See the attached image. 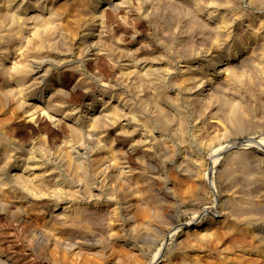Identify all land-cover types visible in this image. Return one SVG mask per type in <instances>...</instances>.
Returning a JSON list of instances; mask_svg holds the SVG:
<instances>
[{
	"label": "rangeland",
	"instance_id": "1",
	"mask_svg": "<svg viewBox=\"0 0 264 264\" xmlns=\"http://www.w3.org/2000/svg\"><path fill=\"white\" fill-rule=\"evenodd\" d=\"M99 1L47 0L46 2L43 0L44 3L46 2L43 4L44 8L38 10L36 7L37 11L32 0H24L23 4L21 2L24 10L21 8L20 16L24 17L25 21L23 22V19L18 20L19 23L17 21L19 27L16 26L18 28L16 33H14L15 28L12 31L15 35L8 31L2 32L3 34L0 33L5 41V43L3 42L5 45L0 44V193L2 192L0 194V264H83L85 261L84 264H193L192 255L205 256V253L208 254L206 258L210 257L208 259L210 263L203 258V264H215L214 257L216 254L210 251L193 254L183 244H180L188 231L205 228L212 218H218L221 215L223 218L230 216L231 209L234 207L233 204L238 200L246 205L261 206L258 207L260 211L257 210L261 215L258 213L257 218L259 219L256 218V220L257 223L259 222V226L264 227V215H262L264 209H262L263 205L260 202L261 199L263 200L262 194L264 193V0H101L99 6L102 9L98 12ZM0 4V7L3 6L2 3ZM53 5L60 9L63 7L61 11L64 12L63 15H60L61 17H58L57 28H54L55 30H58L59 27L63 29H59L60 31L58 30L57 33L52 30L55 36L53 37L52 32L49 39V41L53 40L54 45L53 42L47 41L48 37L45 36V32L49 30L47 29L48 26L41 30L40 36L44 33L45 35L40 38L37 37L39 34L36 35L35 30L36 24L41 21L40 18L45 24L47 23L46 20L50 21L51 15L48 14V8L49 10L52 8L59 9ZM1 8L3 9V7ZM77 8L81 9V18L84 22L77 37L73 40L71 39L72 36L68 35L69 33H65L64 18L67 16L66 14L71 12L66 13L67 10L70 9L74 12ZM40 12L44 18H48L46 17L48 15L50 18L43 19L39 15ZM37 14L39 18L36 22L34 19L35 16L38 17ZM34 22H36L35 25ZM22 24L28 26V29L23 28L19 39H15L18 37V31L23 27ZM89 29L91 31L93 29V39L98 33L104 32L103 34L109 35L113 45L115 44L119 48L122 47L127 50L135 48L133 50L135 51L141 46L145 45L146 47L148 44L147 46H151L149 47L151 50L147 48L148 51L153 49V53L159 54L158 57L163 54L161 59L166 60L163 64L165 74L161 75L162 77L163 75L166 76V78L161 79L162 86L159 91L155 90L147 77L141 78L142 73H138L140 77L134 76L130 84L120 87L129 100V107L132 108L136 104V108H129L128 110H133L136 114L146 113L147 116L143 113L139 116L143 115L142 117L151 119V126H156L153 127L155 129L151 131L153 132L151 134V132L145 131L140 123L137 134L132 129L129 133L135 137L127 136L134 140L136 138L139 140V146L141 145L137 153L129 157L128 164L133 171L131 173L133 175H130L133 178L136 175L135 180L122 169L117 172L118 162H115L117 160L114 157V145L111 144L113 143L112 140L115 139L112 136L119 130L117 127L122 125L120 124L121 121L124 118L126 121H132L129 111L124 108L121 109L123 112L118 113L119 125L116 124L118 119H115L116 117H114L115 123L113 117L107 118L105 122L102 120L103 126L99 122L100 115L107 106L117 105V92L120 90H118L117 84L116 86L114 84L115 69L106 65L107 63H104L105 61L100 60V58L91 60L94 54L93 47L86 43L83 38V34L90 33ZM7 32L8 34H6ZM8 35L12 37L9 36L8 38ZM35 37L39 40H36ZM43 37L45 41H43ZM52 37L54 39H51ZM56 37L60 38V41L63 37V42L57 41ZM3 39H0V43ZM54 40L57 42L55 43ZM41 41L44 44L49 42L51 48L50 45H44ZM28 43L30 45L27 46ZM39 43L41 46L43 45L42 48ZM60 43L68 44H65L66 46L62 44L64 47ZM19 44H22L20 50L17 46ZM15 45L16 47H13ZM34 45H37V48L40 46L39 50L33 47ZM31 46L35 50L28 48ZM68 46H70L69 50ZM63 47L65 48L64 52ZM6 48L8 49L7 54ZM9 49L13 50L9 51ZM141 49L143 52L144 49ZM238 51L242 52L236 61L218 67L219 61L233 57ZM9 52L11 56H8ZM34 53L36 54L34 55ZM37 54L40 56H36ZM24 67L29 68L30 73H33V76L41 82L35 85L29 83L19 87L17 83L20 79H15V82L14 78L19 73L21 75L24 73L22 72L26 70ZM217 69L220 70V73ZM142 72L145 73V71ZM209 74H213L211 75L213 78L212 85L205 84L203 87L202 83L209 78ZM189 76L192 82L189 81ZM25 79L23 78V82L29 80ZM146 79L150 87L146 86ZM171 80L174 84L171 83ZM181 81L183 83L189 82L184 86ZM132 83L133 85H131ZM220 84L225 85V88ZM186 85L188 86L186 87ZM193 85H196L197 88H194ZM199 85L203 87L202 90ZM216 86H218L217 90ZM220 86L223 90L222 88L220 90ZM60 87L68 93L64 97L60 95L55 97L54 101L52 92ZM132 88L134 90H131ZM152 88L154 89L152 90ZM226 88H228L227 91ZM137 92L142 95H137ZM157 92H160L159 94L162 96ZM135 97H138V100ZM162 97L170 98L167 101L174 102L173 104L178 109L175 110L173 105L165 99L163 101ZM146 100L149 102L147 103ZM144 102L148 105L156 104L159 108L163 104L164 106L159 110L157 106H147ZM48 103L49 105L55 103L58 107L55 110L62 111L57 112L59 114L53 110L50 113L43 111V109H47ZM59 107L61 108L59 109ZM34 109H36L35 113H38L36 117H34ZM125 112L127 115L129 113L130 118L127 115H124V118L121 117ZM151 112L155 117L152 114L150 116ZM240 116L248 120L250 118L249 123L246 119V124L245 119ZM183 118L188 120L186 125ZM182 119L185 126L181 122ZM231 120L239 127L238 130L237 127L233 126ZM154 121L155 123H153ZM75 123L77 126L82 125H80V135L83 133L82 137L80 136L81 141L71 135L72 127L70 125ZM122 123L125 124V122ZM158 124L162 125L163 128H160ZM132 125L136 126L137 124L133 123ZM68 126L70 127L68 128ZM240 127H243V130H240ZM198 128L200 130L196 135ZM144 131L151 135L150 139L153 137L155 140L162 136L164 142L166 140L171 147L176 146L171 148L172 151L170 150L171 153L169 154L172 155L167 153L165 155L164 150L163 152L160 151L163 146L161 148L158 145L150 146L142 140L143 136L140 133L147 137L150 136ZM89 133L94 134L96 138L101 136L103 144L105 143L103 161L105 158L104 162L106 165H110L111 169V171L109 169L110 172L108 171V177L105 178L106 182L104 179L101 181L100 178L93 176L92 164L95 165L97 162H93L97 156L93 155L96 151L95 145H90L86 139ZM139 135L142 142H140ZM156 135L158 136L156 137ZM143 147L151 149L148 151L151 154L150 157H146L144 160L153 158L150 161L147 159L149 162L146 161V165L145 161L142 164L137 159L139 155L143 154L145 149ZM75 157L79 159L75 160ZM241 157H247L248 159L245 161L250 162L244 161L245 163L236 164L233 158ZM81 159L83 164L82 161L80 162ZM67 161L72 164L70 163L69 166ZM195 161H198L197 166ZM74 162L77 163L73 167L82 164L80 167L83 168L77 171L79 166L71 167L75 164ZM231 163L232 166H230ZM39 164L43 167L36 166ZM148 164L151 167L148 168ZM116 165L117 167H115ZM27 166L28 170L25 169ZM177 167L186 173L177 171ZM185 167L193 169L194 172L192 170L190 172V169L185 171ZM86 171L89 175L85 173ZM229 171L236 174L231 175L232 173H228ZM15 172H21L20 174L24 175L22 178L24 177L30 183V187L21 185L22 182L19 181L9 190L10 184L8 186L2 183L6 176L13 177ZM77 172L81 173V178ZM74 173H77L79 180ZM84 173L94 181L92 182L87 176L84 177ZM177 173L179 174L178 177ZM142 174L149 176H143L145 177L144 183L149 181L152 190L156 189L155 195L162 202L161 206L156 208L159 211L156 212L153 209L155 213L152 210V220L156 224L151 222L153 224L150 225L153 226L150 228L149 225L144 226L145 224L139 219L140 217L138 218L140 212L153 208L150 206V199L147 200L140 190L141 187H138L140 180L137 179H140L138 176L141 177ZM185 175L187 176L185 177ZM191 176L193 177L191 178ZM44 177L52 181L48 183L47 187L39 185V181ZM87 179L92 184L88 183ZM89 184L93 187L88 188ZM140 185L142 186V184ZM260 188L263 192L259 191ZM257 191L261 194L259 195ZM89 192H93L92 195H96V198L90 196ZM255 193H258L260 200ZM2 196L4 197L1 198ZM243 196L244 198L241 199ZM90 198L93 200L91 201ZM245 198L247 201L251 200L252 203L247 202ZM254 201L256 203H253ZM157 213L159 214L156 215ZM69 214L73 216V219ZM127 214L131 216L128 217ZM76 216L78 217L76 218ZM89 216L93 217L95 221H88L92 219ZM126 216L128 219L125 218ZM87 218L89 219L87 220ZM75 219H78L79 223ZM81 219H84L83 223H87V221L89 223L96 222V225L91 224L94 225L91 227L92 231L95 229L96 233L94 231L92 233L90 229L91 236L90 234H88L90 237L86 235L82 244H78L77 248L74 247L77 245L75 240L78 241L74 238L76 234L73 236V234L59 232L58 242L52 240L55 228L71 223L74 226L77 223L81 225L83 224L80 222ZM116 221H121L118 224H125L126 227L129 224L130 226L134 225L135 222L139 228L145 227L147 229L146 232L151 237V241L146 245L147 249L141 252L140 260L132 258L129 262L121 261L118 259L119 256L117 258L113 255L111 240L116 227H118ZM125 222L129 223L126 224ZM59 223L63 225L61 226ZM247 226L249 231L255 229V225L247 224ZM239 234L241 232H234L233 237ZM67 247L68 249H66ZM160 247H163V252L160 257L156 258ZM117 253L120 254L118 247ZM218 255L217 257L223 256L220 253ZM70 258L74 261H71ZM68 259L69 262L66 263Z\"/></svg>",
	"mask_w": 264,
	"mask_h": 264
},
{
	"label": "bare ground",
	"instance_id": "2",
	"mask_svg": "<svg viewBox=\"0 0 264 264\" xmlns=\"http://www.w3.org/2000/svg\"><path fill=\"white\" fill-rule=\"evenodd\" d=\"M21 0H0V3H2V5L3 6H1V7H3V9L0 7V9H1V12H0V33H4L5 31H8V32H12L13 30H14V28H15V30H14V33H16L15 31H17V27L16 26H18L19 27V25H17V21L18 20H22L24 17H22V16H20V11H21V8H22V4H23V2H24V0H22L21 2H22V4H21V2H20ZM46 2H47V0H45ZM29 2V1H28ZM34 2V5H35V8L36 7H38V10L39 9H43L44 8V5L43 4H45L44 2H43V0H32V3ZM101 0L99 1V4H98V8H97V11L99 12V10H101L102 8L99 6L100 4H101ZM28 4V3H27ZM1 5V4H0ZM25 5H26V3H25ZM42 5V6H41ZM29 6V5H28ZM33 6V5H32ZM31 6V7H32ZM53 6H55L56 7V5H53ZM34 7V6H33ZM46 7V6H45ZM57 9L59 8V7H56ZM63 8V7H62ZM61 8V9H62ZM23 9V8H22ZM26 9H27V5H26ZM33 9V8H32ZM61 9L59 8L58 10H55V8L53 9H50L51 10V14H50V10H49V8H48V14L49 15H51V18H50V16L48 15V16H46V17H48V18H50V21H47L46 19H48V18H44L42 15H41V12H40V14L39 15H41L40 17H43V19H45L46 20V24L45 23H42L43 21H42V19L40 18L39 20H41V21H39L38 22V24H36V26H35V30H36V35H38L39 34V36H37V37H42L43 35H45V33H46V38H47V41H49V39H50V37L52 36V34H54L53 35V37L55 36V33L53 32V31H55L56 33L58 32V30L59 29H63V28H60L59 26V29L56 31L54 28L56 27L57 28V21H59L58 20V17H61L60 15H63L64 14V12H62L61 11ZM24 10V9H23ZM36 10H37V8H36ZM37 10V11H38ZM45 10V9H44ZM55 10V11H54ZM73 10H74V8H73ZM76 11H72V10H70L69 9V11L67 10V12L66 13H68V12H70L69 14H66L67 16H65V18H64V20H65V22H64V24H65V26H64V30H65V33L67 32V34L68 35H71L72 37H71V39H73L74 40V38H76L77 37V35H78V31H79V29H81L80 27L83 25V22H84V20H83V18H81L82 17V15H81V9L80 8H77V9H75ZM41 11V10H40ZM43 11V10H42ZM24 12V11H23ZM42 13H44V12H42ZM38 15V14H37ZM39 15H38V17L37 16H35V19L34 20H36V22H37V19L39 18ZM44 15V14H43ZM46 15V14H45ZM97 15V14H96ZM20 16V17H19ZM37 17V18H36ZM75 17V18H74ZM29 18V17H28ZM56 18H57V20H56ZM55 19V20H54ZM54 20V21H53ZM63 20V21H64ZM25 20L23 19V22H24ZM60 21H61V18H60ZM27 22V21H26ZM36 22H34V25H35V23ZM18 23H19V21H18ZM53 23H55V25H53ZM24 25H26L25 23H24ZM23 24H22V29L20 28V31H18V34H17V38H15V39H19V37H20V34H22V32H23V28H27L28 29V26H24ZM58 25H59V23H58ZM47 26L49 27V28H47ZM54 26V27H53ZM60 26H62L63 27V25H60ZM21 27V26H20ZM44 27H46L47 29H49L48 30V32L46 31L45 33L44 32H42V33H44L42 36H40L41 35V30H43V28ZM53 27V28H52ZM25 28V29H26ZM34 28V27H33ZM45 28V29H46ZM53 30V31H52ZM63 30V31H64ZM32 31V30H31ZM60 31V30H59ZM62 31V32H63ZM89 31H90V33H88V34H86L85 33V35L83 34V38L86 40H84L86 43H89V45L91 46V47H93V49H92V51L94 52V54H93V58L91 59V60H96V59H98V58H100V60L102 59V61L104 60L105 62L104 63H107L106 65H109V66H111L113 69H115V86H116V84H117V86H118V90H120V91H118L117 92V94H118V99L116 100V106H112V107H106V109L104 110V111H102V113H101V115H100V124H102V126H103V121L105 122V120H107V118H110V117H113V119H114V117H116L115 119H117L116 121H115V119L113 120V122L115 121L116 122V124H118L119 122H118V120L120 119V117H118V113H120V111H121V109L123 110L124 108L127 110V111H129L128 109L129 108H131V106L129 107V100L127 99V96H125L123 93V91L121 90V88H122V86H124L125 84H130L131 82H132V78L134 77V76H139L138 75V73H142V75H140L141 76V78L142 77H144V79H145V77H147L148 79H149V82H152V84H153V86L155 87V90H157V91H159L160 89H161V86H162V80L161 79H163V78H166V76L164 77V75H163V77L161 76L163 73L165 74V71L163 72V70H164V61H166V60H164L163 61V59H161L162 58V56H163V54H161L160 56L161 57H158V55L159 54H155V53H153L152 51H153V49H152V51H148L147 50V48H149V47H151L150 45L149 46H147L148 44H146V47H145V45L144 46H141L140 47V45H142V44H140L139 45V47L140 48H138L137 50H135V51H133L134 49L132 48V50L130 49H123L122 47H117L115 44L113 45V42L112 41H110V37H109V35L108 34H103L102 32H100V33H98L95 37H94V39H93V35H94V33H93V29H92V31L89 29ZM8 32L6 33V34H8ZM34 33H35V31H33ZM53 32V33H52ZM106 32V31H105ZM2 33V34H3ZM13 32H12V34H14ZM52 33V34H51ZM12 34H10V35H12ZM60 34V33H59ZM1 35V34H0ZM10 35H8V38H9V36ZM15 35V34H14ZM35 35V36H36ZM62 35H65V34H62ZM7 36V35H6ZM44 36V37H45ZM253 36V35H252ZM1 38V40L3 39V37H2V35L0 36ZM10 37H12V36H10ZM15 37V36H14ZM44 37H43V41H45L44 40ZM51 38V39H54V38ZM59 37V36H58ZM58 37H56V39H58ZM64 37V36H63ZM63 37H61L62 39H61V41L58 39L57 41H60V42H63L62 40H63ZM69 37V36H68ZM67 37V38H68ZM5 38H7V37H5ZM36 38V37H35ZM35 38H34V40H35ZM39 38L37 39L36 38V40H39ZM65 38H66V36H65ZM70 39V37L68 38V40ZM1 40H0V42H1ZM8 40V39H7ZM12 40L14 41V39L12 38ZM32 40V39H31ZM30 40V41H31ZM35 40V41H36ZM40 40H42V39H40ZM65 40V39H64ZM67 40V41H68ZM8 41H11L10 39L8 40ZM8 41H6V42H8ZM24 41V40H23ZM30 41H28L29 43H30ZM34 41V42H35ZM43 41H41V43L42 44H44V42ZM51 41V40H50ZM49 41V42H50ZM55 41V40H54ZM57 41H55V43L57 42ZM70 41V40H69ZM5 43V41H4V39H3V41H2V43H0V44H4ZM31 42H33V40L31 41ZM38 42V41H37ZM46 43L45 42V44H48V45H50V43L51 42H53V40L50 42V43ZM72 42V41H71ZM112 42V43H111ZM142 42V41H141ZM140 42V43H141ZM13 43V42H12ZM23 43V42H22ZM27 44V46L28 45H30V44ZM7 44V43H6ZM11 44V43H10ZM24 44H26V43H24ZM32 44V43H31ZM40 44V43H39ZM44 44V45H45ZM53 45H54V42L52 43ZM61 45L62 44H66V43H60ZM68 44V43H67ZM66 44V45H67ZM94 44V45H93ZM144 44V43H143ZM5 45V44H4ZM19 45H20V47H19ZM19 45H17L18 46V48H19V50L20 49H22V47H21V45L22 44H19ZM38 45V44H37ZM36 45V46H37ZM57 45H59V44H57ZM64 45H62V46H64ZM65 45V46H66ZM117 45H119V44H117ZM35 45L33 46V47H36ZM40 46H41V44H40ZM40 46H39V48H40ZM43 46V45H42ZM42 46H41V48H42ZM64 46V47H65ZM6 47V46H5ZM13 47H16V45L15 46H13ZM24 47V46H23ZM32 46L31 47H28V48H32L33 50H35L34 48H33ZM60 47V46H59ZM62 48L63 49V52H64V49L65 48ZM69 47V48H68ZM68 47H66V48H68V50L70 49V46H68ZM0 48H1V46H0ZM3 48V47H2ZM18 48H16V49H18ZM37 48V47H36ZM39 48H37V50H39ZM50 48H51V45H50ZM141 48H143L144 50H143V52L141 51L142 49ZM153 48H154V46H153ZM7 49V48H6ZM62 49H61V51H62ZM3 50V49H2ZM10 50H13V49H9V51ZM44 50V49H43ZM48 50H49V47H48ZM67 50V49H66ZM65 50V51H66ZM67 50V51H68ZM149 50H151V48H149ZM7 51H8V49L7 50H5V52H6V54H7ZM46 51H47V48H46ZM12 52V51H11ZM41 52V51H40ZM43 52H45V51H43ZM241 52L242 51H238L237 53H235V55L233 56V57H231V58H227V59H224V60H221V61H219V65H218V67H221V66H224V65H226V64H228L229 62H233V61H236L238 58H239V56H240V54H241ZM38 53V52H37ZM46 53V52H45ZM48 53V52H47ZM158 53H160V52H158ZM33 54V53H32ZM36 53H34V55H35ZM6 56V55H5ZM8 56H11V54H10V52H9V55ZM24 56V55H23ZM36 56H40V55H36ZM26 59V58H25ZM29 59V58H28ZM27 59V60H28ZM164 59H165V57H164ZM25 60H23V62H24ZM23 62H22V64H23ZM25 63H26V61H25ZM24 63V64H25ZM28 63H30L29 61H28ZM21 64V65H22ZM31 64V63H30ZM166 65V64H165ZM25 66H26V64H25ZM29 66H31V65H29ZM23 67V66H22ZM28 67V66H27ZM166 67V66H165ZM24 68H26V67H24ZM23 68V69H24ZM167 68V67H166ZM165 68V69H166ZM29 68H26V70H23L22 72H24L22 75H21V73H19V72H21L20 70H19V72H17V73H19V75H17L15 78H14V80L15 79H20V80H18V83H17V85L19 84V87H23V86H25V84L27 85V84H31V85H35L36 83H40L41 81H39L38 80V78L37 77H35V76H33V73H30V71L28 70ZM167 69H169V67L167 68ZM219 69V68H218ZM217 69V71H218V73H220V70H218ZM30 70H33L32 68H30ZM145 71V73L144 72H142V71ZM167 73V72H166ZM33 76H31V75ZM35 75V74H34ZM144 75H146V76H144ZM191 75H192V73H191ZM210 76L211 75H213V74H209ZM139 76V77H140ZM188 76V75H187ZM187 76H186V78H187ZM209 76V78H207V80L205 79V82L204 83H202V85H204L203 87H205V84H207V85H209V84H211L212 82H213V78H212V76L210 77ZM23 78H26V79H29V80H27V81H25V82H23L24 80H23ZM25 79V80H26ZM136 79V78H135ZM138 79V78H137ZM136 79V80H137ZM182 79V78H181ZM189 79H190V76H189ZM189 79H187V80H189ZM194 79H198V78H194ZM193 79V80H194ZM166 80V79H165ZM174 80V79H173ZM173 80H171V83L173 82ZM186 80V79H185ZM199 80V79H198ZM201 80V79H200ZM199 80V81H200ZM134 81V80H133ZM189 81H191L192 82V79H190ZM189 81H187V82H189ZM195 82H196V80H194ZM194 81H193V83H194ZM15 82H16V80H15ZM148 81H147V79H146V82H145V84H146V86L148 85L149 86V82L147 83ZM182 82V81H181ZM183 82H184V79H183ZM181 83V84H184V86H185V84H187V82L186 83ZM203 82V81H202ZM165 83H166V81H165ZM197 83V82H196ZM199 83V82H198ZM47 84V83H46ZM173 84H174V82H173ZM189 84V83H188ZM195 84V83H194ZM131 85H133V83L131 84ZM131 85H129V86H131ZM135 85V84H134ZM212 85V84H211ZM220 85H223V84H220ZM51 86H52V84H51ZM137 86V85H136ZM135 86V87H136ZM152 86V85H151ZM188 85H186V87H187ZM193 86H195L194 88H197L196 87V85H193ZM198 86V85H197ZM225 85H223V88H225L224 87ZM121 87V88H120ZM134 87V86H133ZM150 87V86H149ZM166 87V86H165ZM199 87L201 88V90L203 89V87H201L200 85H199ZM198 87V88H199ZM227 87V86H226ZM131 88V87H130ZM207 88V87H206ZM221 88H222V86H220V90H221ZM223 88H222V90H223ZM137 89H138V87H137ZM150 90H151V88H149ZM154 88H152V90H153ZM163 89V88H162ZM218 89V86H216V90ZM50 90V89H49ZM131 90H134L133 88L131 89ZM136 90V89H135ZM154 90V91H155ZM226 91L228 90V88H226L225 89ZM224 90V91H225ZM52 91V90H51ZM139 91H141V90H139ZM163 91V90H162ZM214 91V90H213ZM225 91V92H226ZM120 92V93H119ZM133 92H136V91H133ZM219 92V91H218ZM68 92L65 90V89H63V88H56L53 92H52V97H54L53 98V100L54 99H56L55 97H57V96H61V97H64L66 94H67ZM158 93V92H157ZM160 93V92H159ZM158 93V94H159ZM203 93V92H202ZM222 93V92H221ZM127 94V93H126ZM133 94H135V93H133ZM137 95L138 94H141V93H136ZM135 94V95H136ZM136 95V96H137ZM142 95V94H141ZM141 95H139L140 97H141ZM160 95V94H159ZM160 96H162V95H160ZM51 97V98H52ZM132 97V96H131ZM139 97V98H140ZM136 98V97H135ZM138 98V97H137ZM136 98V99H137ZM143 98V97H142ZM146 98V97H145ZM163 98V97H162ZM141 99V98H140ZM144 99V98H143ZM164 99H165V101H167V100H170V98L169 99H167V97L166 98H163L162 100L164 101ZM132 100V102H133V99H131ZM138 100V99H137ZM136 100V101H137ZM145 100V99H144ZM147 100H148V97H147ZM146 100V101H147ZM55 101V100H54ZM53 101V102H54ZM141 101H142V103H143V100L141 99ZM141 101H139V102H141ZM162 101V102H163ZM172 101H173V99H172ZM149 101H147V103H148ZM168 103H171L172 105H173V107L175 108V110H177L178 109V107L177 106H175L173 103L174 102H171V101H167ZM49 103H50V101H49ZM49 103H48V106H47V109H48V111H47V109H43V111H45V112H49L50 113V111L52 112V110H53V112H56V114H59L60 112L59 111H56L55 109H57L58 107L55 105V103H54V105L53 104H50L49 105ZM144 103H146V102H144ZM146 103V104H147ZM176 103V102H175ZM163 104V103H162ZM161 104V105H162ZM167 104V103H166ZM52 105V106H51ZM132 105V104H131ZM138 105V104H137ZM139 105H140V103H139ZM138 105V106H139ZM149 105H152V103L151 104H149ZM148 104H147V106H149ZM154 105V107L155 106H157V109L159 108L158 107V105H156V104H153ZM153 105H152V107H153ZM93 106V105H92ZM91 106V107H92ZM134 106V105H133ZM135 106H136V104H135ZM134 106V107H135ZM142 106H143V104H142ZM162 106H164V104L162 105ZM162 106H160V108H162ZM35 107H36V105H35ZM34 107V108H35ZM57 107V108H56ZM134 107H132L131 109H134ZM151 107V106H150ZM149 107V108H150ZM168 107V106H167ZM42 108V107H41ZM44 108V107H43ZM51 108V109H50ZM61 107H59V109H60ZM136 108V107H135ZM139 108V107H138ZM145 108H147V107H145ZM160 108H159V110H160ZM141 109H143V108H141ZM148 109V108H147ZM151 109V108H150ZM154 109V108H153ZM171 109V108H170ZM35 110L36 109H34V113H35ZM37 110H39V108H37ZM55 110V111H54ZM91 110V109H90ZM155 110V109H154ZM153 110V111H154ZM43 111H41V112H43ZM139 111V110H138ZM150 111H152V110H150ZM57 112H59V113H57ZM121 112H123V111H121ZM137 112V111H136ZM141 112V111H140ZM159 112V111H158ZM181 112V110L179 111V113ZM33 113V112H32ZM33 113V114H34ZM40 113V112H39ZM129 113H130V116H131V119H132V121L130 122L129 120V122L128 121H126V118H124L125 116L124 115H127L126 114V112H125V114H123V116L121 115V114H119V115H121V117H123L124 119L121 121V123L120 124H122L121 126H119V127H117L119 130H118V132L114 135V136H112V137H114L115 139H113L112 141H113V143H111V144H113L114 145V152H115V158H116V160L117 161H115V162H118V167L120 166V168H118L117 167V165L115 166V167H117V172L120 170V169H122V171L124 170V171H126V173L128 174V175H130L131 173H133V171L130 169V166H129V157L132 155V154H136L137 153V150H138V148H140V146H139V140H136V138H135V140L133 139L135 136H132L131 134H129L130 133V131H131V129L132 130H134L133 132H135L136 134H137V131H139V127H138V125H140V123L142 124V126L145 128V131H149V133L151 132V131H153V129H155V128H153V127H156V126H151L152 125V122L148 119V118H146L145 116L144 117H142V116H139V115H141L143 112H141V114H136L135 113V111H129ZM129 113H128V115H129ZM154 113V112H153ZM242 113H244V112H242ZM241 113V114H242ZM33 114H32V116H33ZM38 113H35V116L34 117H36V115H37ZM42 114V113H41ZM41 114H40V116H41ZM62 114V113H61ZM132 114V115H131ZM143 114H145L146 115V113H143ZM148 114V113H147ZM151 114H152V112L150 113V116H151ZM249 114V113H248ZM127 115V116H128ZM159 115H160V113H159ZM174 115V114H173ZM176 115V114H175ZM174 115V116H175ZM245 115H247V112H245ZM39 116V115H38ZM147 116V115H146ZM152 116H153V114H152ZM165 116V115H164ZM177 116V115H176ZM183 116V115H182ZM242 116V115H241ZM240 116V117H241ZM249 116H251V114H249ZM129 117V116H128ZM127 117V119H129ZM153 117H155V116H153ZM152 117V118H153ZM239 117V119L241 120V118H244V117H241L240 118ZM246 117H248V116H246ZM69 119H70V117H68ZM149 118H151V117H149ZM156 118H158V117H156ZM156 118H155V120H156ZM249 118V117H248ZM154 119V118H153ZM184 119V121H186L185 120V118H183ZM183 119L181 120V122L183 123V126H185L188 122V120L186 121V123L185 122H183ZM238 119V120H239ZM245 119V118H244ZM247 119V118H246ZM246 119H245V123L247 124V122L249 123V121H250V118H249V120L247 119V122H246ZM72 120H74V119H72ZM103 120V121H102ZM232 120H234V119H232ZM231 120V121H232ZM236 120V119H235ZM77 122H78V120H77ZM98 122V123H99ZM114 122V123H115ZM122 122H125V124H123ZM127 122V123H126ZM233 122V121H232ZM240 122V121H239ZM238 122V123H239ZM133 123H135V124H137L136 126H134V125H132ZM153 123H155V121L153 122ZM163 123V122H162ZM184 123H185V125H184ZM244 123V124H245ZM76 124V123H75ZM70 125L71 127H72V134L71 135H74L75 136V138L76 139H79L78 141H81L80 140V138L82 137V132H83V130H82V134L80 135V131H81V127H80V125L79 126H77V124L76 125ZM116 124H115V126H116ZM181 124V123H180ZM241 124V123H240ZM251 124V123H250ZM69 125V124H68ZM95 125V124H94ZM99 125V124H98ZM119 125V124H118ZM70 126H68V128L70 127ZM82 126V125H81ZM100 126V125H99ZM158 126H160V128H163V127H161L162 125H160V124H158ZM157 126V128H159ZM181 126H182V124H181ZM182 126V127H183ZM233 126L234 127H237V125H235L234 124V122H233ZM240 126H243V125H240ZM246 127H247V125H245ZM244 126V128H246ZM95 127H96V125H95ZM116 128V129H117ZM137 128H139V129H137ZM238 128L239 127H237L236 129L238 130ZM147 129V130H146ZM141 130H142V128H141ZM157 130V129H156ZM155 130V131H156ZM198 130H200V128H198L197 129V134L196 135H198ZM240 130H243V127H240ZM245 130V129H244ZM144 131V133H146ZM133 132H131L133 135H134V133ZM157 132H158V130H157ZM157 132H155V133H157ZM70 133H71V131H70ZM91 133H93V132H91ZM91 133H89V134H87V141L90 143V145H95V149H96V151H95V153L93 154L95 157H96V159L93 157V155H92V157L94 158V160H93V158H92V160H93V162L95 161H97L96 163H95V165L94 164H92V167H93V169H94V172H92V173H94L93 174V176H95L94 178H100L101 179V181L104 179V181H105V178L106 177H108L107 176V174H108V171H109V169H110V165H106V163L104 162L105 161V158H104V161H103V149H104V144H103V141H102V137L100 136V137H97L96 138V136L94 135V134H91ZM140 133V132H139ZM149 133H146V134H149ZM160 133H161V131H160ZM196 133V132H195ZM142 136H143V138H142V140H144L148 145H150V146H157L158 145V147H160L161 148V146H163L162 147V149H160V151H162L163 152V150L165 151V155H167V154H169V153H171L170 152V150H171V148L173 147V148H175L176 146H172L171 147V145L170 144H168V142L165 140V142H164V138H162V136L161 137H157L158 135H156V139L154 140L153 139V137H152V139H150L149 137H151V135L150 136H146L145 134H143V133H140ZM151 134H153V132H151ZM129 135H131L133 138L131 139V137H127V136H129ZM195 135V136H196ZM81 136V137H80ZM139 138H140V142H142L141 141V137H140V135H139ZM155 138V137H154ZM75 139V140H76ZM83 139V138H82ZM77 141V140H76ZM170 141V140H169ZM175 141V140H174ZM126 142V143H125ZM144 142V143H145ZM148 142H151V143H148ZM173 142V141H172ZM123 143H125V144H123ZM175 143V142H174ZM123 144V145H122ZM143 144V143H142ZM175 145V144H174ZM177 145V144H176ZM108 147H111V146H109L108 145ZM143 148H145V147H143ZM151 148V147H150ZM154 148V147H153ZM156 148V147H155ZM149 150H151V149H149V147L148 148H145L144 150H143V154H141V155H139L138 157H137V159H138V161H139V163H142V162H144L145 161V165H146V161H150L151 159H153V158H151V159H146V160H144V158H146V157H150V155L151 154H149L148 153V151ZM155 150V149H154ZM157 150H158V148H157ZM173 150V149H172ZM171 150V151H172ZM177 151V150H176ZM175 151V152H176ZM154 152V151H153ZM73 153V152H72ZM71 153V156L73 155ZM167 153V154H166ZM169 155H172V154H169ZM245 156V155H244ZM248 156V155H247ZM77 157H79V156H77ZM153 157V156H152ZM156 157V156H155ZM171 157V156H170ZM195 157V156H194ZM240 157V156H239ZM66 158V157H65ZM64 158V159H65ZM76 158V157H75ZM74 158V159H75ZM249 160L251 161V157H250V155H249ZM71 159V158H70ZM77 159H79V158H76L75 160H77ZM156 159H157V157H156ZM155 158H154V160H156ZM235 159V160H234ZM246 159H248L247 157H241V158H238V159H236V158H233V160L236 162V164L237 163H243ZM37 161H38V159H36ZM74 160V161H75ZM233 160H232V162H233ZM29 161H30V159H29ZM72 161H73V159H72ZM79 161V160H78ZM77 161V162H78ZM82 161V164H83V160L81 159L80 160V162ZM148 161V162H149ZM250 161H245V162H250ZM263 161H264V159H263ZM28 162V161H27ZM68 163L67 164H69V166H70V163H69V161H67ZM76 162V163H77ZM101 162H102V164H101ZM147 162V163H148ZM197 162L198 161H195L194 163H196V166L198 165L197 164ZM244 162V163H245ZM262 162V161H261ZM39 163V162H38ZM75 163V162H74ZM76 163L74 164V165H71V167H73V166H75L76 165ZM85 163V162H84ZM104 163V164H103ZM28 164V163H27ZM37 164V163H36ZM72 164V163H71ZM77 164H79V162L77 163ZM82 164H80V166L82 165ZM108 164V163H107ZM142 164H144V163H142ZM151 164H152V162H151ZM181 164V163H180ZM180 164H179V166H180ZM30 165V164H29ZM28 165V166H29ZM184 165V164H183ZM192 165V164H191ZM23 166H24V163H23ZM28 166L27 167H25V169H27L28 170ZM36 166H38V167H41L40 166V164L39 165H36ZM35 166V167H36ZM77 166H79V165H77ZM76 166V167H77ZM77 167L78 169H77V171L79 170V169H82L81 167ZM185 166V165H184ZM193 166V165H192ZM195 166V165H194ZM193 166V167H194ZM195 166V167H196ZM230 166H232V163H231V165ZM236 166V165H235ZM235 166H233V167H235ZM239 166H241L240 164H239ZM238 166V167H239ZM43 167V166H42ZM76 167H73V168H76ZM145 167V166H144ZM149 167H151L150 166V164H148V168ZM183 167V166H182ZM191 167V166H190ZM241 167H243V165L241 166ZM32 168H34V167H32ZM37 168V167H36ZM69 168V167H68ZM72 168V169H73ZM85 168V167H84ZM147 168V167H146ZM180 168H181V166H180ZM179 168V169H180ZM186 169H184L185 171L186 170H189V169H187V167H185ZM229 168V167H228ZM236 168V167H235ZM234 168V169H235ZM29 169L31 170V167L29 166ZM71 169V168H70ZM86 169V168H85ZM177 169H178V167H177ZM177 170V171H179V172H184L183 170L182 171H180V170ZM231 170H233L232 168H230ZM35 170V169H34ZM74 170V169H73ZM72 170V172H75V171H73ZM84 170V169H83ZM87 170V169H86ZM191 170H192V172H194L193 171V169H190V172H191ZM91 171H93V170H91ZM110 171H111V169H110ZM109 171V172H110ZM176 171V170H175ZM71 172V173H72ZM80 172V171H79ZM79 172H77L78 174H80V178H81V173H79ZM82 172V171H81ZM84 172V171H83ZM135 172V171H134ZM190 172H188L190 175H191V173ZM233 172V171H232ZM231 171H229L228 173H232ZM235 172V171H234ZM21 173V172H20ZM20 173H14L13 174V177L12 176H6L5 177V179L2 181V183L3 184H6V185H8L9 186V184H10V189L9 190H11V186L13 187V186H15L16 185V182H22L21 183V185H26L27 187L29 186L30 187V183L23 177L22 178V175L23 174H20ZM76 173V174H77ZM85 173H87V171L85 172ZM85 173H84V177L85 176H87L88 177V175H89V173H87L88 175H85ZM122 173V172H121ZM124 173V172H123ZM144 173V172H143ZM158 173V172H157ZM184 173H186V172H184ZM75 174V173H74ZM75 174V175H76ZM125 174V173H124ZM124 174H121V175H124ZM127 174H125V175H127ZM155 174V173H154ZM188 174V175H189ZM233 174H236V173H232L231 175H233ZM75 175H73V176H75ZM131 175H133V174H131ZM130 175V176H131ZM144 175H146V174H144ZM143 174H142V176L141 177H139L138 176V178H140V179H137V180H140V182H139V184H138V187H141L140 188V190H142V194L144 195V197L145 198H147V200L148 199H150V202H151V207H153L152 209L150 208V209H146V210H144V211H142V212H140V215L138 216V218L142 221V223H144L145 225L144 226H148L149 228H150V224H153V223H151V222H154L155 224H156V222L155 221H153L152 219H153V212H157V210L159 211V209H157L156 210V208H159V206H161V204H162V202H161V199H159L156 195H155V193H154V191L156 190H152V188H151V186H150V184H149V181L147 180V182L146 183H148L147 185H146V183H144L145 182V177H143L144 176ZM173 174H171V176H172ZM178 173H177V177H178ZM193 175V174H192ZM15 176V177H14ZM24 176V175H23ZM37 176H41V175H37ZM55 176V175H54ZM92 176V177H93ZM147 176V175H146ZM151 176V175H150ZM158 176V175H157ZM174 176V175H173ZM187 175H185V177H186ZM36 177V176H35ZM43 177V176H42ZM51 177H53V176H51ZM51 177H50V179H51ZM86 177V178H87ZM91 177V178H92ZM127 177V176H126ZM132 178H133V176H131ZM136 177V175L134 176V180L136 179L135 178ZM147 177H149V176H147ZM193 176H191V178H192ZM264 177V176H263ZM37 178H39V177H37ZM53 178H55V177H53ZM76 178H78L77 180H79V177L76 175ZM130 178V177H129ZM170 178H172V177H170ZM180 178H182V177H180ZM83 179H85V178H83ZM83 179H80V180H83ZM88 179H90L89 177H88ZM88 179H87V182H88ZM148 179V178H147ZM153 179H155V178H153ZM157 179V178H156ZM194 179V178H193ZM40 180V179H39ZM55 180V179H54ZM91 180V179H90ZM172 180V179H171ZM174 180V179H173ZM92 182L94 181L93 179L91 180ZM178 182H180V180H177ZM263 181V180H262ZM49 182H52L51 180H48V179H45V177H44V179H41L40 181H39V185L40 186H42V187H44V186H46L47 187V185H48V183ZM92 182L90 183V182H88V183H90V184H92ZM106 182V181H105ZM175 182V181H174ZM177 182V183H178ZM182 182V181H181ZM258 182V181H257ZM102 183V182H101ZM104 183V182H103ZM89 184V186H88V188H91V186L93 187V185H90ZM140 184H142V186L140 185ZM262 184V183H261ZM150 187H149V186ZM49 187V186H48ZM86 187H87V184H86ZM85 187V188H86ZM263 188V187H262ZM13 189V188H12ZM264 189V188H263ZM72 191L71 192H73V189H71ZM85 190V189H84ZM84 190H83V192H84ZM93 190H94V188H93ZM3 191V190H2ZM87 191H89V190H87ZM259 191H261V192H263V190L260 188V190ZM86 192V191H85ZM91 192V191H90ZM89 192V193H90ZM156 192V191H155ZM258 192V191H257ZM261 192H258L259 193V195L261 194ZM2 193V192H1ZM0 193V194H1ZM87 193V192H86ZM95 193V192H94ZM246 193H248L249 194V192H246ZM258 193H255V194H257V198H258ZM5 194V193H4ZM93 194V192L92 193H90V196ZM245 194V193H244ZM255 194H253V195H255ZM8 195V194H7ZM9 195H10V191H9ZM89 195V194H88ZM241 195H243V194H241ZM1 196V195H0ZM93 197H95L94 195H92ZM246 196H248V195H246ZM250 196H251V194H250ZM4 196H2L1 198H3ZM92 197V198H93ZM96 198V197H95ZM244 198V196L241 198V199H243ZM262 198H263V200L261 199V205H263L262 206V209H264L263 207H264V193L262 194ZM91 199V198H90ZM240 199V198H239ZM246 199V201H247V198H245ZM244 199V200H245ZM250 199V198H249ZM255 199V198H254ZM259 199V198H258ZM93 199H91V201H92ZM237 200V199H236ZM256 200V199H255ZM260 200V199H259ZM239 201V200H238ZM236 202L235 204H233L234 205V207L231 209L232 211L230 212V216H228V217H225V218H223V215H221L220 217H218V218H212L209 222H208V224H207V226L205 227V228H199V229H196V230H191V231H188L187 233H186V235H185V238H184V240L180 243V244H183L187 249H189L190 250V252L191 253H201V252H208V251H210L211 253H213V254H216V256L214 257V259L216 260L215 261V264H264V227L263 226H259L258 225V223H257V220L259 219V218H257V216H259L258 215V213L260 214V212H258V211H260V210H258V207L260 206H253V204H244V202H241V201H239V202ZM249 201V200H248ZM247 201V202H248ZM257 201V200H256ZM31 202V201H30ZM149 202V203H150ZM246 202V203H247ZM249 202H251V200L249 201ZM260 202H259V204H260ZM32 203V202H31ZM234 203V202H233ZM252 203V202H251ZM253 203H256L255 201L253 202ZM34 206L35 207H37L36 206V204H34ZM32 207V206H31ZM261 207V206H260ZM38 208V207H37ZM161 208V207H160ZM155 211H154V210ZM152 210H153V212H152ZM258 210V211H257ZM155 212V213H156ZM131 213V212H130ZM263 213H264V211H263ZM262 213V215H264ZM120 214V213H119ZM137 214H139V213H137ZM159 213H157L156 215H158ZM68 215V214H67ZM70 215V214H69ZM82 215H84L83 213H82ZM128 215V217H129V215L130 214H127ZM261 215V214H260ZM71 216V215H70ZM131 216V215H130ZM155 216V215H154ZM66 217H68V216H66ZM73 216H71V218H72ZM78 216H76V218H77ZM89 217H91V216H89ZM159 217V216H158ZM158 217H157V219H158ZM92 219H89V218H87V220L88 221H90V220H94L93 219V217H91ZM101 218V217H100ZM103 218V217H102ZM105 218V217H104ZM119 219H122V218H120V217H118ZM126 219H128L127 218V216L125 217ZM137 218V219H138ZM154 218H156V216L154 217ZM223 218V220H221ZM256 218H257V220H256ZM262 218V217H261ZM73 219V218H72ZM72 219H71V221H72ZM75 220H77L78 221V219H75ZM75 220H74V223H75ZM82 220V219H81ZM102 220H104V219H102ZM155 220V219H154ZM70 221V222H71ZM83 221H84V219L82 220V221H80L81 223H83ZM85 221H86V219H85ZM87 221V223H83V224H81V225H79L78 223H79V221H78V227H77V224H75V226H74V224H70V225H67V224H60L62 227H60V228H55V234H54V236H53V241L54 242H58V240H59V235H58V233L59 232H64L65 234H73V236L75 235V239H77L78 241H76L75 239V243L77 244H75L76 246H74V247H76L77 248V246H78V244H82V241H83V238H86V235L87 236H89L88 234H90V229H91V231H92V228L91 227H93L94 225H91L92 223L93 224H95L93 221L91 222V223H89ZM95 221V220H94ZM97 221V220H96ZM122 221V220H121ZM121 221H116L117 222V224L119 223V222H121ZM126 221H129V220H126ZM132 221H134V220H132ZM259 221H261V220H259ZM123 222V221H122ZM137 222V221H136ZM262 222V221H261ZM126 223V222H125ZM127 223H129V222H127ZM126 223V224H127ZM131 223V222H130ZM142 223H140V224H142ZM146 223H147V225H146ZM158 223V222H157ZM116 224V226H118V227H116L117 229L114 231V235H113V238H112V240H111V245H112V247H113V250H112V252H113V255H115V257H117V256H119V260H121V261H127V262H129L130 261V259H132V258H135V259H138V260H140L141 259V257H140V254H141V252H143L144 250H146L147 249V244L148 243H150V241H151V237L149 236V234L146 232V230L147 229H145V227H140L139 228V225H135V222H134V225L132 226H130V224H129V226L128 227H126V226H124V225H117ZM159 224V223H158ZM247 224H252V225H255V229L252 231H249L248 230V226H247ZM96 225V224H95ZM257 225V226H256ZM59 226V225H58ZM143 226V225H142ZM153 226V225H152ZM151 226V227H152ZM156 226V225H155ZM250 226V225H249ZM147 227V228H148ZM251 227V226H250ZM148 228V229H149ZM247 228V229H246ZM252 228V227H251ZM94 229V228H93ZM155 229V228H154ZM95 230V229H94ZM93 230V231H94ZM92 231V233H94ZM149 231V230H148ZM155 231V230H154ZM234 232H241V234H239V235H237V236H234L233 237V233ZM96 233V232H95ZM152 234H154V233H152ZM230 235H232V236H230ZM90 236H91V234H90ZM89 236V237H90ZM153 236V235H152ZM94 237H95V234H94ZM88 238V237H87ZM93 238V236L91 237V239ZM81 239V240H80ZM100 240H103V239H100ZM90 241V240H89ZM88 241V242H89ZM86 242H87V240H86ZM85 243V242H84ZM118 247V252L121 254H116V249H117V247ZM73 247V246H72ZM73 247V248H74ZM115 247H116V249H115ZM69 248H70V246H69ZM120 248V249H119ZM66 249H68V247L66 248ZM162 252H163V247H160L159 248V250H158V252H157V254H156V258H158V257H160V255L162 254ZM221 254V255H223V256H221V257H217V255L218 254ZM139 255V256H138ZM206 255H208V254H206L205 253V256L203 255V256H198L197 257V254H195V256L194 255H192L191 257L194 259V263L193 264H203V258L204 259H206L209 263H210V261L208 260L209 258H206ZM219 256V255H218ZM70 260H71V258H70ZM156 260V259H155ZM71 261H74V260H71ZM69 262V259L66 261V263H68ZM76 262V261H75ZM62 263V262H61ZM84 263H86V261L84 262ZM83 263V264H84ZM58 264H60V263H58ZM70 264V263H69ZM71 264H73V263H71ZM80 264V263H79Z\"/></svg>",
	"mask_w": 264,
	"mask_h": 264
}]
</instances>
